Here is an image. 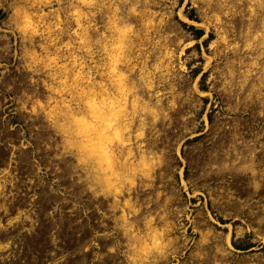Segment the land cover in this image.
I'll list each match as a JSON object with an SVG mask.
<instances>
[{
  "label": "rangeland",
  "instance_id": "obj_1",
  "mask_svg": "<svg viewBox=\"0 0 264 264\" xmlns=\"http://www.w3.org/2000/svg\"><path fill=\"white\" fill-rule=\"evenodd\" d=\"M99 2L101 5H80L91 16L90 35L86 32V36L92 51L88 52L78 46L80 39L73 32L75 22L70 11L77 0H53L42 6L35 0H0V166L7 167L6 188L1 187L0 179V216L3 209L8 215L7 224L0 220V232L7 229V247L11 249L31 245L26 238L29 234L53 236L51 244L40 242L39 246L52 251L0 253V263L264 264V43L251 39V45L245 44L247 25L252 20L250 1L211 0L210 6L207 0ZM115 4L125 19L120 23L130 21L134 27H141L139 35L131 32L130 59L121 69L137 85L140 98L160 111L155 120L147 113L145 133L138 137L134 136L139 123L135 117L130 144L134 155L126 154L129 143L114 142L117 163L124 162L125 166L131 159L136 162L141 151L160 162L147 167V175L143 165H132L135 184L127 189L129 184L125 183L114 203L112 195L100 191L90 160L79 162L76 148L62 145L63 134L44 112L52 105L64 107L66 102L79 108L84 99L79 100V91L85 82L59 94L53 87L63 72L44 63L55 53L59 57L56 64L68 63L72 69L68 48L61 47L69 40L73 53L83 60V72L89 69L94 82L110 86L107 54L101 44L105 39L110 41L108 15ZM132 4L138 10L135 14L129 10ZM16 9L28 12L32 22L38 23L40 29L35 34L30 28L24 30L25 19ZM56 11L62 18L57 30ZM213 11L221 14L222 22L214 21ZM142 17L152 23L145 35ZM252 17L253 27L258 25L261 31L264 0L263 6L257 7L256 18ZM83 22L88 23L87 19ZM217 24L226 31L227 41L219 37ZM31 49L45 59L32 60L27 55ZM167 59L168 70L163 66ZM144 60L153 78L151 87L141 84L143 72L139 67ZM157 61L161 63L159 69L154 67ZM251 61L256 65L252 64L245 75ZM73 71L67 76L72 84ZM54 72L62 75L53 79ZM33 105L36 111H32ZM70 125L77 134V121ZM19 167L23 169L22 183L17 179ZM126 198H136L135 211L124 205ZM123 206L128 212L126 228L122 224ZM256 215L261 222L257 226L251 221ZM149 217L153 221L150 226L165 228L163 240L168 245L164 251L141 252L139 260H133L131 220L144 237L140 241L143 244L150 241L146 235ZM19 221L22 243L14 227ZM66 223L78 238L71 245L65 241Z\"/></svg>",
  "mask_w": 264,
  "mask_h": 264
},
{
  "label": "bare ground",
  "instance_id": "obj_2",
  "mask_svg": "<svg viewBox=\"0 0 264 264\" xmlns=\"http://www.w3.org/2000/svg\"><path fill=\"white\" fill-rule=\"evenodd\" d=\"M53 0H47V2H45V0H35L36 4L38 6H42V5H48V4H51ZM100 1V0H99ZM95 0V3H92V4H87V3H82L81 0H77V3L76 4H73V9L70 11L71 14H72V17H73V22H75V28L73 29V32L75 33V35L81 39L82 37H84L85 35V30L86 32L88 33V36L90 35V32H89V19L90 17L88 16V13L87 11H84L81 9L80 5H85V6H96L97 4H100V2ZM220 1V0H219ZM225 1V0H224ZM250 1V5H248V9H249V17L252 18V20H250L249 18V23L247 25V30H246V35H247V41H246V45H251V39H258L260 43H264V19L261 20V31H259L258 29V25H256L255 27H253V24H254V20H253V17L254 16V19L256 18V12H257V7L258 6H263V0H249ZM103 2V1H102ZM136 2V1H135ZM146 2V1H145ZM210 2L211 0H207V6H210ZM103 4V3H102ZM229 4V3H228ZM101 5V4H100ZM137 5V4H136ZM213 5V4H212ZM221 5V4H220ZM218 6V5H217ZM216 6V8H217ZM215 7V6H214ZM19 8V6H18ZM80 9L82 15L80 16V19H79V24H80V27H78V24H77V19H76V16L73 14L75 12V9ZM213 8V7H212ZM211 8V9H212ZM220 8V7H219ZM24 9V8H23ZM120 7L118 4H115L112 9H111V14L108 15V22H109V29H110V41H107L105 39V41L101 44L102 45V49L106 52L107 54V61H108V67H107V74L109 75V72H110V68H111V61H110V55L113 53L114 51V46L120 42V40L118 38H120L121 36V33L118 32L116 29L117 28H125V27H130V31L126 32L123 36V45H124V48H123V56L121 58V62L117 65V72H123L125 73L126 75V80H125V84L127 85V87L129 89H131V91H129L127 93V112L125 113V116L127 117V119H125V117H121L120 121H118V123L124 127L127 128V131H122V140L123 142H121L122 144H126V143H129V146L126 150V154L127 155H134V152H133V149H132V125H133V121L135 119L136 116H138L139 118V123H138V126L136 127L138 129V131L136 133H134V136L135 137H138V136H142L144 135L145 133V124H146V120H145V117L147 115V113H149L152 117L153 120H155L156 118H158L159 114H160V111L157 107L155 106H151L149 105L148 101L146 100H143L140 98L139 94H137L136 92V88L137 85L133 82V80L131 79V83L128 79V75L124 70H122L121 68L122 67V63H125L128 59H130L129 57H127V52H128V49H131L132 47V41L133 40H130L132 38L131 37V32L135 33V35H139L140 33V29L141 27H134V23H130V21L128 23H120V21L122 20H125L123 19L124 16H120L118 14V11H119ZM131 13L135 14L136 12H138V10L136 11V7H135V4L131 5L130 6V9ZM215 10V9H214ZM16 11V14L17 13H20L21 16H25V13H27L29 16L30 14L28 12H25V11H19L18 9L15 10ZM204 11V10H203ZM229 11V10H228ZM59 12V11H58ZM56 11L55 13V18H56V21H55V24H59L61 22V17H60V14ZM107 12V11H106ZM154 12V11H153ZM227 12V11H226ZM61 13V12H60ZM108 13V12H107ZM212 13V12H211ZM33 13L31 12V15ZM19 15V14H18ZM39 17H40V14H38ZM42 15V14H41ZM207 15V13H206ZM213 15V19L216 23H220V21L222 22V18H221V14L219 12H216V11H213L212 13ZM37 16V15H35ZM141 16V15H140ZM151 16V15H150ZM209 16V15H208ZM207 16V17H208ZM94 17V16H93ZM126 17V16H125ZM128 17V16H127ZM206 17V18H207ZM210 17V16H209ZM37 18V17H36ZM122 18V19H121ZM41 19V18H40ZM87 19L88 23L87 24H84V20ZM141 19V25L143 26L144 28V31L142 33V35H145L146 34V31L147 28H148V25H150L151 23V20L148 18L144 19L143 20V17L140 18ZM24 20V19H23ZM92 20V19H91ZM25 21V20H24ZM256 21V20H255ZM86 22V21H85ZM259 22V21H258ZM26 23V21L24 22V24ZM36 24V31H38V28L37 25L38 23H34ZM54 24V25H55ZM152 24V23H151ZM204 24V23H203ZM21 26V25H20ZM107 26V27H108ZM139 26V24H138ZM205 26V25H204ZM207 26V25H206ZM42 27V26H41ZM67 27V26H66ZM252 27L254 28V31L252 32L251 29ZM50 28V27H49ZM52 28V27H51ZM50 28V29H51ZM97 28V27H95ZM142 28V29H143ZM150 28V27H149ZM207 28V27H206ZM217 31L219 32V37H221L223 40H226L227 39V33L224 29H222V27H220V24H217ZM23 29V28H22ZM53 29V28H52ZM58 28H56L57 30ZM263 29V30H262ZM31 33L35 34V32L32 31V29H29ZM96 30V29H95ZM48 31V30H47ZM51 31V30H50ZM60 31V29H59ZM221 31V32H220ZM62 33V29L60 31ZM77 32L80 33V35H77ZM150 32V31H148ZM48 33V32H47ZM64 34V33H63ZM66 34V33H65ZM60 35V34H59ZM106 35V34H105ZM141 35V36H142ZM250 35V36H249ZM49 36V34H48ZM86 36V38L88 37ZM107 36V37H109ZM32 37V36H31ZM50 39H52L53 37H49ZM55 38V37H54ZM59 38V37H58ZM57 38V39H58ZM70 38V37H69ZM106 38V36H105ZM140 38V37H139ZM142 38V37H141ZM62 39V38H61ZM67 39V38H66ZM71 39V38H70ZM138 39V38H137ZM90 40V39H89ZM88 40V44L90 45L91 47V42ZM98 40V38H97ZM33 41V40H31ZM51 41V40H50ZM80 41V40H79ZM99 41V40H98ZM148 41V40H147ZM227 41V40H226ZM245 41V40H244ZM57 42V41H56ZM67 43H70L69 40L66 41ZM64 42V43H66ZM75 42V41H74ZM146 42V41H145ZM258 42V41H257ZM32 43V42H31ZM100 43V42H99ZM137 48L140 47V44H141V41H137ZM57 46V44L55 45ZM55 46H54V49H55ZM60 46V45H59ZM74 46V45H73ZM72 46V47H73ZM79 47H86V46H82L80 44H78ZM72 47H70V50L68 48V51H69V55H70V60L69 62L71 63V66L73 67V63L74 61L72 60V54H75L73 53V49ZM145 47V46H144ZM49 48V46H48ZM53 48V46H52ZM97 48V47H96ZM65 49V48H64ZM67 49V48H66ZM83 49V48H82ZM170 49V48H169ZM59 50V49H58ZM92 51V50H91ZM100 51V50H98ZM264 49L261 50V52H263ZM53 52V51H52ZM82 52V51H81ZM50 53V52H49ZM33 54H35V59L33 58ZM51 54V53H50ZM86 54V52H85ZM27 55L29 57L32 58V60H38L40 59L41 60V57L37 55V53L35 52V50L31 49L30 51L27 52ZM55 55V53H54ZM62 55V54H61ZM145 55V54H144ZM75 56L78 58L76 61H75V64H76V69H78L80 67V60H79V57L77 54H75ZM130 56V55H129ZM164 56L166 58V56L168 57V51L165 50L164 52ZM49 57V56H48ZM82 57V56H81ZM59 59V57H58ZM163 59V58H162ZM99 60V59H98ZM83 61V60H82ZM161 61V60H160ZM36 62V61H35ZM57 62V60H56ZM55 62V63H56ZM129 62V61H128ZM165 64L163 65L167 70L170 68V60L167 59L166 61H163ZM87 63V62H86ZM45 65L47 64V61L46 63H44ZM68 64V63H67ZM93 64H95L93 62ZM126 64V63H125ZM256 65V61H251L250 62V67H247L246 68V72H245V75H247L248 72L251 71V68L252 66L251 65ZM121 65V66H119ZM133 65H135L134 63L131 64V69L129 70H132V67ZM207 65V64H206ZM70 66V67H71ZM127 66V64H126ZM138 66V65H137ZM151 66V65H150ZM154 66V65H153ZM159 66H161V63L159 61H157V63L155 64L154 67H158L159 69ZM162 66V67H163ZM90 67V66H89ZM92 67V66H91ZM96 67V66H95ZM125 67V65H124ZM130 67V66H129ZM127 67V68H129ZM263 69H264V65L262 66ZM106 68V67H105ZM146 68H147V61L144 60V62L140 65L139 67V71H142L143 73L140 74V80L142 81L141 84L143 83V85H145L146 87H149V84H148V81L151 82V86H152V77L150 76V70L147 69L146 71ZM57 69V68H55ZM73 69V68H72ZM75 69V70H76ZM84 69V68H83ZM86 69V68H85ZM156 69V68H155ZM61 70V69H60ZM92 70V69H91ZM152 70V69H151ZM55 71V70H54ZM58 71V70H57ZM87 72L85 74L86 77H84V79L81 80H77L75 81V84H79V82H85V86L86 88H83L85 87L84 85H80L81 86L80 88L83 89V93L81 92V90L79 91V100L80 99H83L82 100V103L81 105L78 104V107L77 109H74L69 102H66V104L64 105V107H60L59 105H52L50 107H48V109L44 110L45 112V116L48 117L49 119L53 120L54 121V124L56 125V127L58 128V130L63 134V137H61L63 139V146H73L75 147V155H76V158L79 162H82L83 164L87 163L88 160H90V163H91V169L92 170V176L93 178L95 179V182H97L99 185H100V191L105 193V196L107 194L109 195H112L113 196V202H118L117 200H119L118 197H120L119 195L123 193V188L125 186V183H128L129 185L126 187L127 189H129V186L132 185V184H135L134 182V179H133V176L135 175V165L136 163L140 164V165H143L141 163V161L145 162L148 164V167L150 165H153V164H157L156 162H158L159 160H154L152 159L148 154H146L144 151H141L139 154H138V160L136 162H134L132 159H131V163L129 164H125L124 166V162L123 164H118L117 163V155H116V152H115V148L113 147V144L114 142L109 146V149H110V152H111V160H112V166H111V171L109 172H104L101 170V166L97 163V158L94 157V156H91L90 155V152L88 149H84L82 147V141L84 140V137L82 135H79L78 133H73L72 131V127L70 125V122L71 121H74L76 120L77 121V118L79 117H85L86 119L88 120H91L92 117L89 115V110H88V106L87 104L85 103L89 97L91 95H96V99L99 100L101 98V96H107V97H119L120 96V93L119 91L117 90V86L114 85L112 82L110 86H107L105 85L106 83L105 82H94L96 80L93 81V79H91V81L89 82L88 80V75L91 76L90 74V70H86ZM92 72V71H91ZM132 72V71H131ZM73 74L72 75V80H73V77L75 75V71L72 72ZM154 73V72H153ZM93 74V73H92ZM61 75H62V72H61ZM69 75V73L67 74V76ZM60 76V75H58ZM57 77V76H56ZM64 77V73H63V76L58 80L59 81V84L56 86V87H53V89H56V88H71L70 85L72 84L71 82H69V80H67V83L66 84H61L60 81L63 79ZM69 77V76H68ZM92 78V76H91ZM132 78V77H131ZM247 77H245L246 79ZM69 79V78H68ZM111 79V78H110ZM98 80V79H97ZM260 80V79H259ZM101 81V80H100ZM262 81V80H261ZM264 82V81H263ZM140 84V85H141ZM50 85V84H49ZM53 86V85H51ZM110 87V88H109ZM145 87V88H146ZM51 88V87H50ZM92 90V91H90ZM69 91V90H68ZM51 92V91H50ZM57 92V91H56ZM65 92V91H64ZM59 94H62L61 92H58ZM70 93V92H69ZM141 93V92H140ZM116 94V95H115ZM52 96V95H51ZM63 96V95H61ZM60 96V97H61ZM142 97V96H141ZM64 98V97H63ZM136 99V108L135 110L133 111V105H132V102L133 100ZM67 100V99H66ZM70 100V99H69ZM62 103V102H61ZM151 103V102H150ZM49 105V104H48ZM42 108H44L43 105H41ZM32 107V111H36L35 107L36 105L34 106H31ZM30 107V108H31ZM107 111V110H106ZM165 113V112H164ZM168 113V112H166ZM150 118V117H149ZM138 120V119H137ZM79 129H80V125H79ZM79 129L77 132H79ZM78 135V136H75ZM74 137V138H73ZM77 137V138H76ZM117 142V141H116ZM120 142V141H119ZM118 144V143H117ZM120 145V143H119ZM121 147V146H120ZM119 147V149H120ZM123 147V146H122ZM118 148V147H117ZM122 150V149H121ZM152 150V149H151ZM118 151V150H117ZM124 151V150H123ZM235 152V151H234ZM123 154V153H122ZM235 154V153H234ZM243 154V153H242ZM156 155V154H155ZM159 156V154H158ZM156 157V156H155ZM239 157V156H238ZM128 158V157H127ZM159 158V157H158ZM161 158V157H160ZM126 159V158H125ZM123 160V159H122ZM160 162V161H159ZM239 162V161H238ZM81 163V164H82ZM122 163V162H121ZM244 163V162H243ZM134 165V166H132ZM135 167V168H132V167ZM240 166V165H239ZM104 167H107V165H104ZM246 167V166H244ZM132 168V169H131ZM231 168V167H230ZM243 169V168H242ZM255 169V167H254ZM237 170V169H236ZM142 171H144V174H148L150 172V168H146V169H142ZM113 173H115L116 175H113ZM137 173V172H136ZM150 174V173H149ZM105 176H112V180L114 182V186H110L109 182L107 180L104 179ZM117 177H119V179L117 180ZM93 179V180H94ZM257 181V180H256ZM94 182V183H95ZM256 183V182H255ZM254 186V185H253ZM99 188V187H98ZM99 192V191H98ZM131 200V199H130ZM130 200L129 198H126L124 199V205H129L131 206L130 208L132 209L131 211H135L136 210V207H134V203L135 201H132L131 200V204H130ZM126 207V206H125ZM238 207V206H237ZM25 211V210H24ZM121 211H122V219H123V226L125 227L126 226V221L128 219L127 215L128 212L125 210L124 206L121 207ZM133 213V212H131ZM256 213V212H255ZM151 215V214H150ZM151 218L152 217H149L146 219V223L148 226H150L151 224ZM263 219V218H262ZM36 220V219H35ZM114 220V219H113ZM133 220V219H132ZM131 220V225L129 227H131V236H133V239L134 241L132 242L131 241V249L133 253H135V255H132V259L133 260H136L137 257H138V260H139V257L141 255V252L144 253L145 251L148 253V251H150L151 249H155L157 251H164L165 248L167 247L168 245V241H164L163 240V237H164V231H165V228L164 227H159V229L155 226H150V230L147 232V237L150 239V241L148 242H144L143 244L140 243V241H144V237L142 238L141 235H139L138 231H136L135 229L138 228V227H135L134 226V222ZM136 220V219H134ZM153 222V221H152ZM42 224V223H41ZM166 225V224H165ZM145 227V225H144ZM126 228V227H125ZM170 229V228H169ZM128 232V231H127ZM143 232V231H142ZM169 232V231H168ZM126 233V232H125ZM145 233V232H144ZM167 233V232H166ZM145 236V235H144ZM259 236H263V235H259ZM153 237H155L156 240H159V244L156 245L155 247H152L153 243H154V240H153ZM226 239H227V242H228V239H229V233L226 234ZM130 240V239H129ZM166 240V239H165ZM137 242L139 244H137ZM150 242V243H149ZM147 245V250H144L145 249V246ZM152 252V251H150ZM154 252V251H153ZM161 253H165V252H161ZM149 254V253H148ZM144 255V254H143ZM163 255V254H162ZM144 257V256H143ZM142 258V257H141ZM147 258V257H146ZM150 258V257H149ZM145 259V258H143ZM141 260V259H140ZM190 260V259H189ZM199 262V261H197ZM201 262V261H200ZM144 263V262H143ZM152 263V262H151ZM154 264V263H153ZM158 264V263H157Z\"/></svg>",
  "mask_w": 264,
  "mask_h": 264
},
{
  "label": "clouds",
  "instance_id": "obj_3",
  "mask_svg": "<svg viewBox=\"0 0 264 264\" xmlns=\"http://www.w3.org/2000/svg\"><path fill=\"white\" fill-rule=\"evenodd\" d=\"M45 2H47V0H45ZM81 2L92 4L95 3V0H81ZM73 14L76 16L78 27H80L79 19L82 15L80 9H75V12ZM24 19L26 21V23L23 25L24 30L30 28L33 32H35L36 24L32 22L31 17L27 13H25ZM59 26V24L56 25L57 28ZM116 30L121 33V36L120 38H118L120 42L114 46V51L110 55L111 68L109 76L111 78V82L117 86V90L119 91L120 96L118 98L101 96V98L97 100L96 95H91L85 103L88 106L89 115L92 117V119L88 120L83 116L77 118V123L80 125L78 134L84 137V140L82 141V147L84 149H88L90 155L97 158V163L101 166V170L104 172L111 171L112 166L109 146L115 141L123 142L122 131H127V128L120 125L118 121H120L121 117H125V119H127V117L125 116V113L127 112V93L131 91V89H129L125 84V73L117 72V65L121 62V58L123 56V36L126 32L130 31V27L117 28ZM77 35H80V33L77 32ZM79 44L82 46H86L84 49L85 51H91V47L88 44V40L86 38V30L85 35L80 39ZM61 47L70 48L72 47V44L66 42ZM33 58L35 59V54H33ZM71 58L74 61L73 69H76L75 61L78 58L75 56V54H72ZM46 59V67H56L61 69V71L64 73V77L60 81V83L66 84L68 80L67 73L72 69H69L67 64H56L55 62L58 59L56 55H51ZM84 67L85 65L83 61L80 60V67L75 70V75L73 77L74 83L71 84L70 87H76L77 85L75 84V81L82 80L87 75L83 72ZM51 75L53 76V79H55L56 76L61 75V72H54L51 73ZM91 79V76L88 75L89 82L91 81ZM148 84L149 87H151L150 81H148ZM53 90L62 93L64 91H68V88H56ZM81 92L83 93V89H81ZM132 105L134 111L136 108V99L133 100ZM141 163L145 168L148 167L147 163L143 161H141ZM104 165H107V167H104ZM113 175L116 174L113 173ZM104 179L109 182L110 186H114L112 176H105ZM118 179L119 177H117V180ZM153 240L154 243L152 247H155L159 244V240H156L155 237H153ZM144 250H147V245L145 246Z\"/></svg>",
  "mask_w": 264,
  "mask_h": 264
},
{
  "label": "flooded vegetation",
  "instance_id": "obj_4",
  "mask_svg": "<svg viewBox=\"0 0 264 264\" xmlns=\"http://www.w3.org/2000/svg\"><path fill=\"white\" fill-rule=\"evenodd\" d=\"M5 148V147H4ZM1 161H5V160H2ZM0 176H1V181H2V184H1V187L2 188H6L7 187V167L6 166H0ZM17 179L19 180V183H22V180H23V169L22 167L20 168L19 167V170H17ZM142 198H145V197H142ZM132 200V199H131ZM136 198L132 201H135ZM1 202H4V201H1ZM6 208V207H5ZM7 209V208H6ZM142 216H145L144 214H142ZM7 218H8V215H7V212L5 209H3V212L0 216V220L4 222V224H7ZM144 218V217H142ZM252 222L256 223V226L258 224H260L261 222H259V217L256 215L254 216V218L251 219ZM141 222L143 223V220H141ZM22 225V222L19 221V223L15 224L14 227H16V230H18L19 232V242L22 243L24 242V234H23V227L21 226ZM53 230V229H51ZM65 241L67 244L71 245V243H76L78 241V238L77 237H73V232H72V228H71V224L70 223H66L65 225ZM1 233V237L3 239H1L0 241V253H5L7 254L8 252H12V251H15V252H23V251H31V252H37L39 250H42V251H52L51 248L48 249L46 247H43L42 249L39 248V246L41 245L40 242H48V243H52L53 239L52 237L49 235V234H45V235H28L26 236L27 240L31 243V245H27L26 247H24L23 244H20L19 246L16 247V249H11V248H8L7 247V229L6 230H3L0 232ZM0 264H7L6 260H4V262L0 263ZM18 264H23L22 261L20 260V262H18ZM25 264H34V262H29V263H25ZM49 264H53V263H49ZM66 264H83L81 261H68Z\"/></svg>",
  "mask_w": 264,
  "mask_h": 264
}]
</instances>
